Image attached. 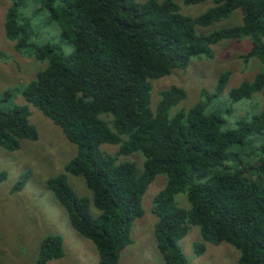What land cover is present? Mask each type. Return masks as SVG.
<instances>
[{"label": "trees", "instance_id": "1", "mask_svg": "<svg viewBox=\"0 0 264 264\" xmlns=\"http://www.w3.org/2000/svg\"><path fill=\"white\" fill-rule=\"evenodd\" d=\"M9 1L6 39L17 53L29 49L44 65L20 94L77 148L65 174L48 179L46 185L77 234L94 245L98 264H119L131 223L142 215L141 198L158 174L166 177V183L154 196L151 211L164 264H187L178 242L190 226L199 228L203 242L233 246L239 252L237 264H264V111L249 122L237 120L224 129L221 114L204 103L208 96L204 90L189 110L170 113L185 97L184 90L175 86L161 91L151 108L154 80L186 69L194 58L211 59L212 47L223 40L248 37L251 48L239 58L247 65L252 59L261 64L254 79L233 88L229 98L239 102L260 92L264 88V0H212L213 6L195 18L182 15L173 0H33L34 15H45L42 19L56 34L58 29L68 52L31 41L33 24L22 13L26 0ZM204 1L183 0L182 4ZM237 9L241 25L207 35L197 32ZM229 77L230 72L221 73L215 94H222ZM10 94L6 90L3 98ZM30 114L25 105L0 109V148L16 151L20 141L37 140ZM102 115L110 119L105 122ZM257 142V152L251 154L253 166L234 163L235 155L231 159L228 154L231 147L241 153ZM102 145L118 146V156L140 153L141 169L104 153ZM65 175L84 180L91 204L99 212L96 217L89 212L90 200L77 196ZM5 177L1 173L0 181ZM27 177L23 174L14 189L20 190ZM180 193L186 195L188 209L176 205ZM194 248L198 254L203 252L202 244ZM63 256L62 238L50 235L42 240L35 264Z\"/></svg>", "mask_w": 264, "mask_h": 264}, {"label": "rangeland", "instance_id": "2", "mask_svg": "<svg viewBox=\"0 0 264 264\" xmlns=\"http://www.w3.org/2000/svg\"><path fill=\"white\" fill-rule=\"evenodd\" d=\"M147 0H137L143 3ZM180 8L182 15L195 18L205 13L213 6L212 0L185 6L183 0H173ZM10 6L9 0H0V109L9 110L16 105L29 108V122L38 133L36 141L22 140L16 151H6L0 148V174L6 177L0 181V264H35L37 253L42 240L50 235L60 236L63 240L64 256L50 260L46 264H98V254L94 245L80 237L70 224L66 211L48 189V179L59 174H65L64 168L76 156L77 148L67 141L60 127L52 123L36 108L27 104L20 90L44 68L37 62L29 49L21 53L14 50L13 43L8 41L4 32V18ZM38 6V5H37ZM36 8L33 0H26L22 13L33 24L35 35L31 39L35 44L51 43L59 49L68 52L69 46L60 40L53 27L48 26L47 19L34 15ZM242 14L239 9L233 11L226 19L217 21L204 28H197V32L207 35L221 28L241 25ZM264 45V39L262 40ZM251 48V41L245 37L239 41L223 40L212 47L213 56L207 59L203 56L190 60L184 70H172L168 76L154 80L151 97V108L154 109L159 100V93L172 86L184 90L185 97L178 105L171 108L170 113L183 109L189 110L199 100L201 91L207 92L204 97L210 110L218 111L226 125L230 127L237 120L249 122L256 113L264 111V88L252 94L249 99L234 102L229 98L230 91L243 82H251L256 73L261 70L257 59L245 64L239 58ZM31 54V55H30ZM230 72L228 82L222 94H215V86L223 72ZM9 90L10 96L3 98L4 92ZM107 122L109 116L102 115ZM259 136L252 135L256 139ZM261 138V136L259 137ZM252 140V139H251ZM250 140V141H251ZM263 141V139L261 138ZM259 143H250L241 153L231 147L228 154L234 163L244 164L255 162L256 147ZM100 150L116 157L118 161L134 163L139 169L144 161L140 153L128 156H118V146L102 145ZM27 173L28 177L20 190L14 185L20 177ZM73 192L79 197L90 200L89 212L96 217L99 212L91 204V192L87 189L81 177L65 175ZM264 182V174L261 176ZM166 177L162 174L155 176L141 198L142 215L133 219L129 230V243L121 251L119 264H164L157 249L154 236L156 218L151 211L154 196L165 186ZM175 203L179 208L188 209L186 195L175 196ZM203 245V252L197 253L194 246ZM178 247L185 257L187 264H237L239 252L231 245L220 243L212 245L203 242L199 228L190 226L187 235L178 242Z\"/></svg>", "mask_w": 264, "mask_h": 264}]
</instances>
